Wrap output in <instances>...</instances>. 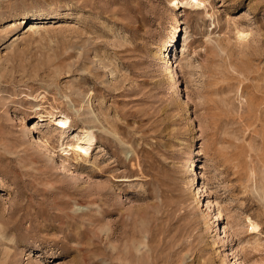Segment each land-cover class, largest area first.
<instances>
[{
	"label": "rangeland",
	"instance_id": "obj_1",
	"mask_svg": "<svg viewBox=\"0 0 264 264\" xmlns=\"http://www.w3.org/2000/svg\"><path fill=\"white\" fill-rule=\"evenodd\" d=\"M170 1L0 0V264H264V0Z\"/></svg>",
	"mask_w": 264,
	"mask_h": 264
},
{
	"label": "bare ground",
	"instance_id": "obj_2",
	"mask_svg": "<svg viewBox=\"0 0 264 264\" xmlns=\"http://www.w3.org/2000/svg\"><path fill=\"white\" fill-rule=\"evenodd\" d=\"M179 1L178 0H171L170 1V6L169 8L171 9V11L175 10L178 6H179ZM188 6L191 5V7H200L202 5H204L203 0H187L186 3ZM52 8V7H51ZM55 13V10L52 9H43V8H39L35 11L32 12H24L21 14V16H23L24 20H30V21H38V20H42L44 18H47L51 15H53ZM172 19V18H171ZM187 40H185L184 42H186ZM185 48V46H184ZM176 83L180 82V81H175ZM174 83V81H173ZM178 85V84H177ZM177 85H175L177 87ZM175 89V88H174ZM50 119H54V115H50L49 116ZM41 118V117H40ZM58 125L57 128L58 129H67L68 125L70 124V119L68 118V116H63L60 117L59 120L57 121ZM72 148V150H75L74 153L76 155V153L79 151V146H67ZM53 153V152H52ZM196 176V175H195ZM201 176V175H200ZM200 181V180H198ZM196 183V182H195ZM195 186V185H194ZM191 189V188H190ZM197 189V188H196ZM198 203V202H197ZM214 205V204H213ZM219 212V211H218ZM220 213V212H219ZM219 215V214H218ZM223 215V214H220ZM220 218V217H219ZM220 223V222H218ZM216 223V224H218ZM214 225V224H213ZM221 225V224H220ZM217 227V226H216ZM252 227L254 230H256L258 227H256L254 224H252ZM218 229V228H216ZM220 229V228H219ZM213 231V230H212ZM219 231V230H218ZM217 232V231H215Z\"/></svg>",
	"mask_w": 264,
	"mask_h": 264
}]
</instances>
